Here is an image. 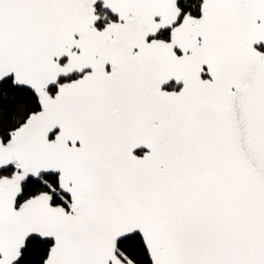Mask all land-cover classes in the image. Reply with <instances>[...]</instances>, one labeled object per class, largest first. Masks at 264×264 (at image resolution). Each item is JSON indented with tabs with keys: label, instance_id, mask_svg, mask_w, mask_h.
I'll use <instances>...</instances> for the list:
<instances>
[{
	"label": "snow or ice",
	"instance_id": "1",
	"mask_svg": "<svg viewBox=\"0 0 264 264\" xmlns=\"http://www.w3.org/2000/svg\"><path fill=\"white\" fill-rule=\"evenodd\" d=\"M0 264H264V0H0Z\"/></svg>",
	"mask_w": 264,
	"mask_h": 264
}]
</instances>
